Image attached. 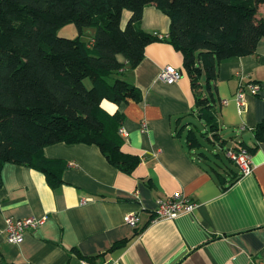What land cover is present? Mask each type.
Instances as JSON below:
<instances>
[{"label":"crops","instance_id":"crops-1","mask_svg":"<svg viewBox=\"0 0 264 264\" xmlns=\"http://www.w3.org/2000/svg\"><path fill=\"white\" fill-rule=\"evenodd\" d=\"M129 16L122 11L121 27ZM141 27L168 34L169 18L147 5ZM165 66L181 70V77L172 83L160 80ZM123 76L141 100L102 104L122 113L123 149L139 155L140 163L125 173L97 145L59 142L44 147V155L62 162L60 184L50 186L37 169L3 165L0 264H264V142L253 131L264 119V38L253 54L219 63L210 90L203 84V93L213 95L216 131L200 118L182 55L170 43L148 44L140 63ZM252 82L259 85L257 93L246 86ZM241 85L240 109L235 96ZM191 130L213 145L212 155L223 152L228 161V149L254 148L251 172L242 175L230 161L218 164L201 151L198 137L192 147ZM233 176L238 177L230 182ZM176 193L193 202L192 210L157 218L156 201ZM128 213L138 216L136 226L126 224ZM44 216L25 231L22 242L6 240L7 217Z\"/></svg>","mask_w":264,"mask_h":264},{"label":"trees","instance_id":"trees-1","mask_svg":"<svg viewBox=\"0 0 264 264\" xmlns=\"http://www.w3.org/2000/svg\"><path fill=\"white\" fill-rule=\"evenodd\" d=\"M147 5L168 16L165 38L142 29ZM123 10L130 16L121 27ZM68 23L78 35L58 36ZM85 27L95 28L89 41L82 37ZM261 38L264 0H0V186L6 163L37 169L50 186L60 184L62 162L44 155V147L59 142L97 145L111 165L132 172L141 157L123 149V115L102 103L141 100L123 75L155 41L181 53L200 118L216 131L213 95L203 92L216 81L219 63L253 54ZM253 131L264 142V119ZM187 141L199 144L194 130ZM241 148L254 150H234Z\"/></svg>","mask_w":264,"mask_h":264},{"label":"built area","instance_id":"built-area-1","mask_svg":"<svg viewBox=\"0 0 264 264\" xmlns=\"http://www.w3.org/2000/svg\"><path fill=\"white\" fill-rule=\"evenodd\" d=\"M154 36L163 39L167 34H161L158 32L153 33ZM182 73L179 69L165 66L161 68L158 78L166 83L176 82ZM246 86L252 93H257L259 90V85L257 83H248ZM243 85L236 92V103L241 109L243 102ZM225 102V101H224ZM122 128L119 129L122 133ZM226 156L231 160L239 169L241 174L247 175L252 170V155L246 148H241L239 150L228 149L226 151ZM88 199H83L81 203L86 202ZM194 204L183 194L176 193L171 198L166 200H157L155 213L157 218H175L182 212H190ZM45 219L42 218L27 217V218H13L7 217L5 219V232L6 240L10 243L18 244L24 239V233L27 229H35L39 224H41ZM126 224L130 226H136L139 218L135 213H128L124 216ZM84 264H88L84 262Z\"/></svg>","mask_w":264,"mask_h":264},{"label":"rangeland","instance_id":"rangeland-1","mask_svg":"<svg viewBox=\"0 0 264 264\" xmlns=\"http://www.w3.org/2000/svg\"><path fill=\"white\" fill-rule=\"evenodd\" d=\"M94 32H95V28L94 27H85L83 29V34H82L83 39L86 40V41H89L90 37L94 34ZM57 35L60 36V37L74 38V37H76L78 35V29H77V27L75 26L74 23H68V24L63 25L62 27H60L57 30ZM192 121H194L195 124L200 126L199 120L197 118H195V117L192 118ZM196 134H197V137L200 140V143L203 146L201 148V151H204V152L208 153L211 156V158L214 161H216L218 164H220V165L222 164V162L223 163H229V161L227 160V158L225 157L223 152H221L219 154V157L212 155L213 152L216 151V149L213 147V145H210L207 142V139L205 137H202V135H200L198 131H196ZM208 149H210L209 150L210 152H207Z\"/></svg>","mask_w":264,"mask_h":264},{"label":"bare ground","instance_id":"bare-ground-1","mask_svg":"<svg viewBox=\"0 0 264 264\" xmlns=\"http://www.w3.org/2000/svg\"><path fill=\"white\" fill-rule=\"evenodd\" d=\"M242 175H244V174H242Z\"/></svg>","mask_w":264,"mask_h":264}]
</instances>
